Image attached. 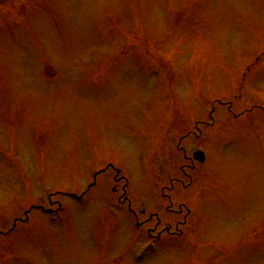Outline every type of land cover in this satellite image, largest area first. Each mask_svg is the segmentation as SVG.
<instances>
[{"label":"rangeland","instance_id":"374dc122","mask_svg":"<svg viewBox=\"0 0 264 264\" xmlns=\"http://www.w3.org/2000/svg\"><path fill=\"white\" fill-rule=\"evenodd\" d=\"M175 113L207 136L200 242L138 262ZM0 232V264H264V0H0Z\"/></svg>","mask_w":264,"mask_h":264}]
</instances>
